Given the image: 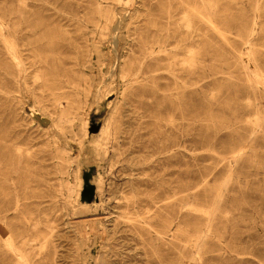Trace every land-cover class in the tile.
Masks as SVG:
<instances>
[{
	"label": "rangeland",
	"instance_id": "rangeland-1",
	"mask_svg": "<svg viewBox=\"0 0 264 264\" xmlns=\"http://www.w3.org/2000/svg\"><path fill=\"white\" fill-rule=\"evenodd\" d=\"M263 70L264 0H0V264H264Z\"/></svg>",
	"mask_w": 264,
	"mask_h": 264
},
{
	"label": "bare ground",
	"instance_id": "bare-ground-1",
	"mask_svg": "<svg viewBox=\"0 0 264 264\" xmlns=\"http://www.w3.org/2000/svg\"><path fill=\"white\" fill-rule=\"evenodd\" d=\"M205 6V5H204ZM206 8V7H205ZM248 35V34H247ZM168 37V36H167ZM170 37V36H169ZM162 39V38H161ZM247 39V38H246ZM154 47V46H153ZM151 49V48H150ZM150 49H149V52H150ZM144 50V49H143ZM192 50V49H191ZM147 52V51H146ZM192 52V51H191ZM145 55V54H144ZM189 55H191V54H189ZM106 56V55H105ZM192 56V55H191ZM261 57V56H260ZM158 58V57H157ZM162 58V57H161ZM164 58V57H163ZM174 57H172V59H173ZM189 58V57H188ZM192 58V57H191ZM142 59V58H141ZM143 59H144V57H143ZM165 59V58H164ZM163 59V60H164ZM165 60H167V59H165ZM186 60V59H185ZM187 60H189V59H187ZM192 60V59H191ZM190 60V61H191ZM155 61V60H154ZM160 61V60H159ZM168 61H172V60H168ZM140 62V61H139ZM150 62V60L148 61V63ZM166 62V61H165ZM134 63V62H133ZM141 63V62H140ZM147 63V62H146ZM155 64V63H154ZM192 64V63H191ZM256 64V63H255ZM153 65V64H152ZM151 65V66H152ZM257 65V64H256ZM147 66V65H146ZM150 66V67H151ZM140 68V67H139ZM149 68V67H148ZM163 68V67H162ZM135 69V68H134ZM248 69V68H247ZM161 70V69H160ZM165 70H166V68H165ZM173 70V69H172ZM113 71V70H112ZM130 71V70H129ZM133 71V70H132ZM154 71V70H153ZM121 72V71H120ZM248 72V71H247ZM258 72V71H257ZM263 73H264V70H263ZM262 73V74H263ZM133 74V73H132ZM135 74V73H134ZM246 75V74H245ZM251 75V74H250ZM158 77V76H157ZM252 77V76H251ZM261 78V77H260ZM253 79V78H252ZM261 79H263V78H261ZM136 80V79H135ZM254 81V80H253ZM256 81V80H255ZM260 85V84H259ZM258 88V87H257ZM163 89V88H162ZM252 89V88H251ZM261 89V88H260ZM160 90V89H159ZM247 90V89H246ZM256 90V89H255ZM263 90V89H262ZM254 91V90H253ZM252 91V92H253ZM259 91V90H258ZM155 92V91H154ZM157 92V91H156ZM161 92V91H160ZM238 93V92H237ZM254 93V92H253ZM243 97H245V96H243ZM248 97V96H247ZM247 97H245L246 99H248L249 97H250V95H249V97L247 98ZM260 97V96H259ZM108 98V97H107ZM161 98V97H160ZM166 98V97H165ZM169 98H171L170 96H169ZM241 99H243L242 97H240ZM251 98V97H250ZM255 98V97H254ZM114 100V99H113ZM249 100V99H248ZM251 100V99H250ZM253 100V99H252ZM99 101V100H98ZM172 101V100H171ZM243 101V100H242ZM246 101V100H245ZM257 101V100H256ZM165 102V101H164ZM163 104V103H162ZM128 105V104H127ZM161 105V104H160ZM159 105V106H160ZM158 106V107H159ZM167 107V106H166ZM244 107V106H243ZM164 109V108H163ZM169 109H170V107H169ZM121 110V109H120ZM257 110V109H256ZM264 110V109H263ZM173 111V110H172ZM90 112V111H89ZM131 112V111H130ZM249 112V111H248ZM264 112V111H263ZM132 113V112H131ZM120 114V113H119ZM249 114V113H248ZM257 115V114H256ZM254 116V115H253ZM259 116H260V114H259ZM87 117V116H86ZM89 120V117H87V118H85V124H89L87 121ZM171 120V119H170ZM257 120V119H256ZM248 121V120H247ZM107 122V121H106ZM125 122V121H124ZM127 122H128V120H127ZM258 122H259V120H258ZM262 122V121H261ZM82 123H83V121H82ZM84 124V126H85V131H84V135H83V139L81 140V142H80V144H79V154L80 155H83L84 154V152H85V149H86V145H87V143L88 142H86V139L85 138H87L89 135H88V125H85ZM125 124V123H124ZM166 125V124H165ZM95 127H96V125H95ZM124 127V126H123ZM107 128V127H106ZM83 129V128H82ZM129 129V128H128ZM106 130V129H105ZM124 130V129H123ZM122 131V130H121ZM110 132V131H109ZM123 132V131H122ZM101 133V132H100ZM102 133H103V131H102ZM125 133V132H124ZM114 134V133H113ZM101 136V135H100ZM111 136V135H110ZM122 136V135H121ZM113 137V136H112ZM120 139V138H119ZM162 139V138H161ZM160 139V140H161ZM165 139V138H164ZM172 139V138H171ZM102 140V139H101ZM166 140V139H165ZM95 141V140H94ZM93 142V141H92ZM96 142V141H95ZM156 142H157V140H156ZM155 142V143H156ZM160 142V141H159ZM103 143H104V141H103ZM106 143V142H105ZM170 143V142H169ZM91 144V143H90ZM102 144V143H101ZM93 145V144H92ZM92 145H91V147H92ZM97 145V144H96ZM100 145V144H99ZM118 145V144H117ZM88 146V145H87ZM115 145H113V147H114ZM159 146V145H158ZM172 146V145H171ZM106 146H104L103 145V148H105ZM109 147V146H108ZM120 147H121V145H120ZM167 147H168V145H167ZM102 148V147H101ZM102 148V149H103ZM115 148V147H114ZM117 149H118V147H116ZM115 148V149H116ZM173 148V147H172ZM100 149V148H99ZM107 149V148H106ZM109 149H111V148H109ZM116 149V150H117ZM115 152V151H114ZM99 153V152H98ZM105 154V153H104ZM108 154V153H107ZM119 155V154H118ZM117 156V155H116ZM98 157V156H97ZM106 157H107V155H106ZM82 159V158H81ZM104 159H105V157H104ZM107 160V159H106ZM79 163H81V162H79ZM82 164V163H81ZM102 164V163H101ZM100 165V164H99ZM81 165H78V169H77V179H78V181L77 182H79L78 183V190H77V195H76V201H77V205H76V207H74V208H77V207H79L78 209H80V210H83L84 209V211L86 210V209H88L89 208V205L87 204V203H83V202H79V190H81L80 189V185H81V182L83 181V180H81V175H80V173H81V167H80ZM84 166V165H83ZM110 166V165H109ZM91 168V167H90ZM93 168V167H92ZM94 171V170H93ZM99 175V174H98ZM4 178V177H3ZM102 175H99V177H98V181H97V192L99 193V196H100V198H101V192H102ZM28 181H30V179L28 180ZM33 181V180H32ZM3 182V181H2ZM29 183V182H28ZM1 184V183H0ZM27 188V187H26ZM25 190V189H24ZM28 190V189H27ZM26 191V190H25ZM96 191V190H95ZM2 193H4L3 191H2ZM10 193V192H9ZM11 193H13V192H11ZM96 193V192H95ZM24 194V193H23ZM27 195H29V194H27ZM2 196V195H1ZM19 196V195H18ZM22 196V195H21ZM30 196V195H29ZM31 196H32V194H31ZM14 197V196H13ZM12 197V198H13ZM37 197V196H36ZM72 197V196H71ZM15 198V197H14ZM68 199V198H67ZM9 200V199H8ZM11 200V199H10ZM69 200V199H68ZM71 201V200H70ZM75 201V200H74ZM2 202V201H1ZM6 202V201H5ZM10 202V201H9ZM69 202V201H68ZM3 203V202H2ZM8 203V202H7ZM28 203V202H27ZM26 203V204H27ZM32 202H30V204H31ZM34 203V202H33ZM101 203H102V201H101ZM4 204V203H3ZM12 204V203H11ZM38 203H36V205H37ZM74 204V203H73ZM97 204H99V203H97ZM23 205V203H21V205L20 206H22ZM24 205H25V203H24ZM23 205V206H24ZM28 205V204H27ZM26 205V206H27ZM33 205H35V204H33ZM102 205V204H101ZM8 206V205H7ZM9 206H11V205H9ZM25 206V207H26ZM29 207H30V205H28ZM75 206V205H74ZM97 206V205H96ZM95 206V207H96ZM2 207H3V205H2ZM35 207V206H34ZM27 209V208H26ZM29 209H31V208H29ZM95 209H97V208H95ZM42 210V209H41ZM92 210V209H91ZM32 211V210H31ZM30 211V212H31ZM38 211V210H37ZM95 211V210H94ZM10 212V211H9ZM24 212V211H23ZM4 213V212H3ZM2 213V214H3ZM7 213V212H6ZM22 213V212H21ZM33 213H34V211H33ZM41 213H43V212H41ZM44 213H46V212H44ZM24 214H25V212H24ZM81 214V213H80ZM79 214V215H80ZM93 214V213H92ZM210 216V215H209ZM2 217V216H1ZM17 217V216H16ZM21 218H22V216H20ZM210 218V217H209ZM1 219V218H0ZM9 219V218H8ZM12 219V218H11ZM11 219H9V220H11ZM18 219V218H17ZM17 222V221H16ZM18 222H19V219H18ZM17 222V223H18ZM25 222V221H24ZM211 222V221H210ZM22 223H23V221H22ZM206 225H207V223H206ZM17 226V225H16ZM15 226V227H16ZM33 227H34V225H33ZM18 228H20V227H18ZM41 229V228H40ZM15 230H17V229H15ZM35 230H37V229H35ZM19 231V230H18ZM202 231H204V230H202ZM21 232V231H20ZM19 234V233H18ZM204 234V233H203ZM207 235V234H206ZM27 236H29V235H27ZM32 237V236H31ZM206 237V236H205ZM3 238V237H2ZM204 238V237H203ZM11 239V238H10ZM24 239H26V238H24ZM30 239V238H29ZM33 239V238H32ZM202 239V238H201ZM200 239V240H201ZM36 240V239H35ZM199 239H198V241H200ZM22 241V240H21ZM198 243V242H197ZM203 243V242H202ZM201 243V244H202ZM44 244V243H43ZM8 246V245H7ZM39 246V245H38ZM35 247V246H34ZM9 248V247H8ZM42 248V247H41ZM19 250V249H18ZM35 251V250H34ZM2 253V252H1ZM15 256V255H14ZM7 258V257H6ZM9 258V257H8ZM34 259V258H33ZM2 260V259H1ZM14 260V259H13ZM5 262V261H4ZM44 263V262H43Z\"/></svg>",
	"mask_w": 264,
	"mask_h": 264
}]
</instances>
